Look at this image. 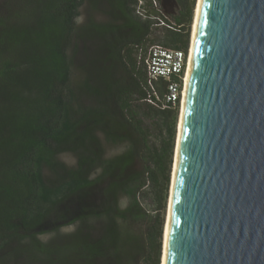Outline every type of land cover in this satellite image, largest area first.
<instances>
[{"label":"trees","instance_id":"trees-1","mask_svg":"<svg viewBox=\"0 0 264 264\" xmlns=\"http://www.w3.org/2000/svg\"><path fill=\"white\" fill-rule=\"evenodd\" d=\"M141 1L0 0V264H161L180 100L146 59L188 52L196 0Z\"/></svg>","mask_w":264,"mask_h":264},{"label":"water","instance_id":"water-1","mask_svg":"<svg viewBox=\"0 0 264 264\" xmlns=\"http://www.w3.org/2000/svg\"><path fill=\"white\" fill-rule=\"evenodd\" d=\"M167 264H264V0H204Z\"/></svg>","mask_w":264,"mask_h":264},{"label":"built area","instance_id":"built-area-1","mask_svg":"<svg viewBox=\"0 0 264 264\" xmlns=\"http://www.w3.org/2000/svg\"><path fill=\"white\" fill-rule=\"evenodd\" d=\"M187 61L188 52L183 49L167 48L158 43L150 46L146 59L148 83L153 85L159 78L168 81L165 94L166 103L175 104L180 100ZM149 101L153 102L151 99Z\"/></svg>","mask_w":264,"mask_h":264},{"label":"bare ground","instance_id":"bare-ground-1","mask_svg":"<svg viewBox=\"0 0 264 264\" xmlns=\"http://www.w3.org/2000/svg\"><path fill=\"white\" fill-rule=\"evenodd\" d=\"M204 0H197L194 8V17L192 22L191 29V41H190V49L189 56L187 61L186 73H185V86L183 90L182 103L180 108V114L177 124V136H176V144H175V152H174V162H173V170H172V181L170 186V194H169V206H168V215L165 223L164 233H163V251H162V263L167 264L168 260V251H169V242L171 235V225H172V216H173V208H174V196L176 189V177L179 166V156L181 143L183 138V129L185 123V115L189 98L190 84H191V76L196 52V43L198 38L202 8H203Z\"/></svg>","mask_w":264,"mask_h":264},{"label":"rangeland","instance_id":"rangeland-1","mask_svg":"<svg viewBox=\"0 0 264 264\" xmlns=\"http://www.w3.org/2000/svg\"><path fill=\"white\" fill-rule=\"evenodd\" d=\"M142 1L143 2L144 1H152L153 4H154V6L159 11H161L165 16H167V18L169 20L173 21L172 14L169 11H166L165 8H164V6L161 5V3H160L161 0H142ZM143 2L142 3L140 2V5H142ZM84 16H85V9H84V6H82V7H80L79 11L77 12L76 17H77L78 20L81 21L84 18ZM97 17L100 18L101 16H97ZM193 17H194V15H193ZM157 21L159 23H155L154 24L153 31H154L155 35L161 36V34L163 33V30H164V27L166 25L163 22H161L160 20H157ZM191 29H192V25H191ZM190 41H191V34H190ZM156 43H159V42H156ZM189 49H190V44H189ZM188 56H189V50H188ZM183 82L184 83H183L182 90H184V86H185L184 85L185 84V81H183ZM182 96H183V93L181 94V97H180L178 114H180V108H181V103H182ZM125 147H126V144L125 143L108 144L107 145V153H108V155H115V154H118L121 151H123L125 149ZM59 158L62 161H64L66 164H68V165H72V164L75 163V157L71 153H63V154H61L59 156ZM172 170H173V165H172ZM171 181H172V172H171ZM170 186H171V183H170ZM144 191L145 192H143L142 195H141V197H140V201L143 203V206L148 210L149 214L151 216H155V215H157L159 213V209H158L157 205L153 201V195L149 192V190L147 188ZM169 194H170V190H169ZM168 199H169V196H168ZM168 206H169V200L167 201L166 209H165L164 213H162V215L164 214L163 233H164L165 223H166V219H167V215H168ZM68 229L70 230V229H72V227H65L60 232H62V233L68 232ZM52 236H54L53 233H47V234L42 235L41 238L44 241H48V240H50V238ZM162 251H163V247H162ZM161 263H162V256H161Z\"/></svg>","mask_w":264,"mask_h":264}]
</instances>
